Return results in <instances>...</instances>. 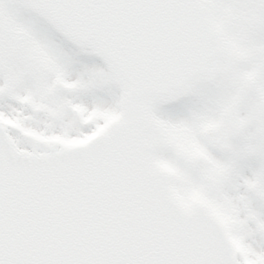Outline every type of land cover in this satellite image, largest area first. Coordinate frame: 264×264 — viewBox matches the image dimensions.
<instances>
[{"label":"snow or ice","instance_id":"1","mask_svg":"<svg viewBox=\"0 0 264 264\" xmlns=\"http://www.w3.org/2000/svg\"><path fill=\"white\" fill-rule=\"evenodd\" d=\"M0 264H264V0H0Z\"/></svg>","mask_w":264,"mask_h":264},{"label":"rangeland","instance_id":"2","mask_svg":"<svg viewBox=\"0 0 264 264\" xmlns=\"http://www.w3.org/2000/svg\"><path fill=\"white\" fill-rule=\"evenodd\" d=\"M173 106L172 105H170V106H167V107H165L163 110H169V109H171ZM172 114L173 115H179V114H181L180 112H178V111H173L172 112ZM166 167H167V165H165ZM183 195H185L186 197H188L187 198V200L189 201V200H191V199H194V198H196L197 196H199V194H200V192L198 191V190H192L191 192H188V193H182Z\"/></svg>","mask_w":264,"mask_h":264},{"label":"water","instance_id":"3","mask_svg":"<svg viewBox=\"0 0 264 264\" xmlns=\"http://www.w3.org/2000/svg\"><path fill=\"white\" fill-rule=\"evenodd\" d=\"M197 201H199V200H197Z\"/></svg>","mask_w":264,"mask_h":264},{"label":"flooded vegetation","instance_id":"4","mask_svg":"<svg viewBox=\"0 0 264 264\" xmlns=\"http://www.w3.org/2000/svg\"><path fill=\"white\" fill-rule=\"evenodd\" d=\"M163 107V106H162Z\"/></svg>","mask_w":264,"mask_h":264}]
</instances>
